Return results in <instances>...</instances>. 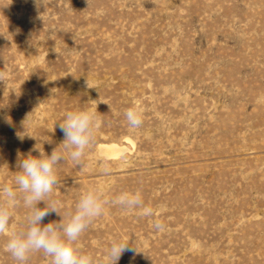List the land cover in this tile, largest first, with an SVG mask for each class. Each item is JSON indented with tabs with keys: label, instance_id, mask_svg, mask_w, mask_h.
<instances>
[{
	"label": "rangeland",
	"instance_id": "obj_1",
	"mask_svg": "<svg viewBox=\"0 0 264 264\" xmlns=\"http://www.w3.org/2000/svg\"><path fill=\"white\" fill-rule=\"evenodd\" d=\"M81 108L99 127L83 167L58 166L61 216L89 187L139 189L153 213L107 205L80 238L97 264L117 237L138 251L118 264H264V0H0V186L63 150L55 124ZM12 211L0 264H18L5 244L28 209Z\"/></svg>",
	"mask_w": 264,
	"mask_h": 264
},
{
	"label": "clouds",
	"instance_id": "obj_2",
	"mask_svg": "<svg viewBox=\"0 0 264 264\" xmlns=\"http://www.w3.org/2000/svg\"><path fill=\"white\" fill-rule=\"evenodd\" d=\"M36 7H43V0H34ZM124 116L132 128L143 123V114L138 109L128 108ZM63 134V150L55 147L50 154L39 151L38 156L31 152L16 162L14 185L0 186V195L6 203L0 205V235L9 233L13 207L18 199L28 209L25 226L8 235L5 251L18 262L26 264L30 255L36 252L50 258L51 264H97L92 253L84 250L80 238L92 222L103 215L109 204L118 205L125 210H140L144 216L153 215L152 209L145 205L143 193L122 191L114 199L106 197L99 187H89L75 204V210L67 218L61 216L62 202L52 199L55 188L60 184L58 166L65 160V152L76 166L83 167L87 150L95 143L99 120L96 113L87 108L67 111L62 120L57 121ZM18 138L24 136L18 133ZM110 166L103 163L102 174L110 173ZM43 204V207L40 205ZM55 213L61 217L58 222L44 224L46 217ZM153 228L163 232L166 226L156 220ZM125 252L137 253L131 239L113 238L102 260V264H118Z\"/></svg>",
	"mask_w": 264,
	"mask_h": 264
},
{
	"label": "bare ground",
	"instance_id": "obj_3",
	"mask_svg": "<svg viewBox=\"0 0 264 264\" xmlns=\"http://www.w3.org/2000/svg\"><path fill=\"white\" fill-rule=\"evenodd\" d=\"M112 147H115V145L112 146ZM113 151H114V152H112L111 154H118V152H119L120 150H118V149H116V148H113Z\"/></svg>",
	"mask_w": 264,
	"mask_h": 264
}]
</instances>
